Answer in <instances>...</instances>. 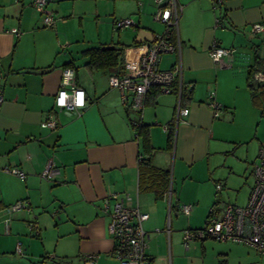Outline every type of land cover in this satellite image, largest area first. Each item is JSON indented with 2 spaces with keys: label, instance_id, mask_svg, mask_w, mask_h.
Listing matches in <instances>:
<instances>
[{
  "label": "crops",
  "instance_id": "1",
  "mask_svg": "<svg viewBox=\"0 0 264 264\" xmlns=\"http://www.w3.org/2000/svg\"><path fill=\"white\" fill-rule=\"evenodd\" d=\"M177 3L180 11L171 40L179 41L180 47L161 54L157 66L164 70L179 66L174 87L181 84L182 105L188 112L177 116V94L162 92L158 86L150 88L142 109L153 147L151 161L159 168L171 167L169 187L157 196L138 185L141 146L130 123L136 113L128 107L129 97L124 100L121 90L108 84L110 74L135 71L146 45L164 31V23L154 17L155 2L51 0L54 22L44 26L30 0H0V260L7 264H88L81 256L96 253V264H119L111 253L108 223L113 203L123 199L148 214L142 226L151 264L205 262V256L198 253L207 237L183 243V230L192 227L178 225L177 217L188 216L194 205L185 203L183 184L172 191L173 181L175 177L183 182L186 177L195 178L194 165L239 146L238 159L256 161L264 143V96L253 98L247 70L253 45L258 44V55L264 58V0ZM105 14L110 16L111 31L117 19L136 22L132 31H124L129 26L121 28L123 40L113 41L112 33L101 27ZM149 15L153 21L147 23ZM88 18L95 20L92 37L84 29ZM253 23H259L260 29L254 30ZM213 43L232 49L231 55L213 61L209 55ZM105 44L121 49L117 65L111 69L87 65L82 51ZM66 66L73 67L74 82L85 92L86 104L79 113L54 107ZM258 71L264 73L261 69L254 73ZM213 100L221 105L217 116L209 105ZM49 113L56 125L41 126ZM169 128L173 131L170 148ZM48 161L59 169L52 178L41 176ZM13 167L25 176L5 170ZM195 197L205 213L211 207V194ZM19 199L29 200L39 212L43 226L36 234L39 239L27 234L25 210L7 214L5 206ZM182 204H191L189 213L180 210ZM19 241L23 255L21 248L16 251ZM50 252L53 255L46 261Z\"/></svg>",
  "mask_w": 264,
  "mask_h": 264
},
{
  "label": "built area",
  "instance_id": "2",
  "mask_svg": "<svg viewBox=\"0 0 264 264\" xmlns=\"http://www.w3.org/2000/svg\"><path fill=\"white\" fill-rule=\"evenodd\" d=\"M50 1L30 0V4L40 12L44 26H50L55 18L53 10L49 7ZM153 1L157 7L154 17L164 23V31L146 45L145 50L138 57L135 71L122 75L110 74L108 78L109 86L119 88L124 100L128 96L129 108L140 114L138 119L131 121L136 128L141 124L146 95L152 86H158L165 93L177 94V116H185L188 112V107L182 105L183 89L181 84L179 83L178 86L174 87L179 66L175 65L172 69L165 70L159 69L157 66L161 54L180 47L179 41L175 44L171 40L174 30L177 29L180 7L177 0ZM133 24L135 22L131 18L117 19L113 22L115 29ZM252 28L259 30L260 24L253 23ZM231 53L232 49L222 47L216 43H213L209 48V55L215 62H221L224 56L231 55ZM253 81L255 83L264 81V73L260 71L254 73ZM85 104V92L82 87L74 82L73 67H64L62 69L61 84L55 94L54 107L79 113ZM209 105L213 116H217L221 105L214 100ZM52 112L54 113V111ZM40 125L54 127L56 122L53 114L49 113ZM5 170L19 177L25 176L23 171L15 167L6 168ZM252 172L254 180L246 203L244 205L228 203L223 208L212 205L202 227L183 230L182 240L184 245L193 240L211 237L221 241L243 242L252 246L258 253L264 254V143L258 149ZM58 173L59 169L55 168L51 161H48L41 172V176L52 178ZM222 186V183H215V190L220 191ZM103 206L104 209L108 208V200L104 201ZM191 208V204L180 205V210L185 214L189 213ZM22 209L26 213L31 211L30 203L25 199H19L5 206L7 214ZM147 217L148 214L142 212L138 205L126 203L123 199H117L113 203L108 232L113 242L111 253L119 261V264H151L145 252L146 232L142 226V221ZM35 219V215L32 214V218L27 222L29 229L37 228ZM8 220L9 217L5 219V223ZM16 251H20L19 245H17ZM81 257L88 264H96V253L84 254Z\"/></svg>",
  "mask_w": 264,
  "mask_h": 264
},
{
  "label": "rangeland",
  "instance_id": "3",
  "mask_svg": "<svg viewBox=\"0 0 264 264\" xmlns=\"http://www.w3.org/2000/svg\"><path fill=\"white\" fill-rule=\"evenodd\" d=\"M124 3L127 2L125 1ZM107 8H110L109 5H107L106 9ZM104 16L106 18L100 19L101 27L106 28L107 33H112L111 39H113V41L123 40V32L132 31L131 26H129L130 28H124V31L123 29L119 30V33L118 30H113L114 28L111 31L110 20L108 19L110 16L107 14ZM145 21L147 23L152 22V16L149 15L148 20ZM84 25L85 32L88 36L92 37L96 34L94 18L86 19ZM109 36L110 34L106 37V40L108 41L110 39ZM239 151H241L240 146L227 152L215 154L209 161L204 160L201 163L194 165L195 178L186 177L184 182L182 179L177 177L174 178L172 191H174L177 186L180 188L183 184V195L184 198H187L186 200H188L185 201V203H191L194 205V209L188 216L183 214L178 215V225L184 227L190 225L192 228L203 226L209 208L203 213V211L199 209L198 201L195 196L203 199L211 194V204H209V206L216 205L218 208H223L228 203L237 205H244L246 203L247 196L254 180L252 172L254 161L245 162L244 160L238 159L237 156ZM169 171L171 172V167ZM217 182L222 183L223 185L220 191L215 190V183ZM172 198H174V195ZM27 201L29 202V200ZM30 206L31 211L27 215L29 216V220L32 217L31 213L35 215L37 228H28V231L31 233L27 232V234L33 239H39L40 237H38V235L39 232L43 230V226L39 222V218H37L39 212L33 209L31 203ZM37 212L38 214H36ZM51 212L54 213V210H51L49 213ZM42 213L45 212H40V214ZM27 215H25L26 218H28ZM36 234L38 235L36 236ZM48 243H51V239ZM201 243L203 249L202 251L200 250V253L198 254L200 256H205V262L203 264H264V256L259 255L251 247L245 244L231 241L224 242L211 237L205 238ZM17 244L20 245L23 255L24 248L21 245V241L17 242ZM197 252L198 251H194L192 254H196ZM13 253L16 254L15 249L13 250ZM51 255H53V252H50L44 259L46 261L50 260L48 256ZM0 264L7 263L4 260H0ZM49 264L54 263L51 262Z\"/></svg>",
  "mask_w": 264,
  "mask_h": 264
},
{
  "label": "trees",
  "instance_id": "4",
  "mask_svg": "<svg viewBox=\"0 0 264 264\" xmlns=\"http://www.w3.org/2000/svg\"><path fill=\"white\" fill-rule=\"evenodd\" d=\"M253 48V59L251 65H249L247 70V78L248 86L251 90L253 98H255L260 95L261 97L264 96V81L259 83H255L253 81L254 72L259 69L264 70V58H261L258 55V44L253 45ZM120 50L121 49L116 48L110 44H105L89 47L87 49H84L82 53L87 57L86 64L90 67L96 69H111L114 68L118 63V55ZM133 112L136 113V117L130 119L131 121L138 119L140 115L136 111ZM130 123L135 128V130H137V135L140 138L139 142L141 146V157H139L138 161V185L141 188H150L155 192L157 196H160L165 191H167L169 187L170 172L167 169L155 166L151 161L153 147L149 139L148 126L143 123L142 119L141 124L137 128L132 124V122ZM172 140L173 131L169 128L167 132V147L170 148Z\"/></svg>",
  "mask_w": 264,
  "mask_h": 264
}]
</instances>
